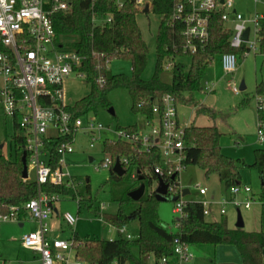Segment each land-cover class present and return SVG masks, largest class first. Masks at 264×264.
I'll return each instance as SVG.
<instances>
[{"label": "trees", "instance_id": "obj_1", "mask_svg": "<svg viewBox=\"0 0 264 264\" xmlns=\"http://www.w3.org/2000/svg\"><path fill=\"white\" fill-rule=\"evenodd\" d=\"M116 0H98L91 3L82 0H71L72 7L54 18L56 46L61 51L75 52L83 55L85 61L81 72L90 86V92L68 111L74 118L97 115L100 109L109 111L112 105L108 95L113 90L127 91L132 101V112L147 119H153L152 107L165 96L170 95L178 100L185 93H197L203 90V80L214 59L223 54H242L245 48L236 50L231 47L230 39L233 32L225 29L221 14L217 13L209 25V41L197 53L190 55L182 52L184 39L181 23L172 22L173 0H153L152 13L159 16L161 21L156 37L157 62L150 80L142 78L147 68L149 48L142 37L137 23L138 11L134 4L127 1L124 8L115 7ZM100 18L113 15V23L96 25L92 23L93 15ZM258 35L260 53L264 54V19L259 21ZM167 58L178 61L172 71L171 84H165L160 79L163 64ZM114 59H126L131 63L132 74L113 75L108 64ZM188 59L189 64L180 61ZM103 77L104 84H97L96 80ZM258 95L264 94V82L257 89ZM244 105V103H242ZM141 105V108H139ZM197 112L208 114L212 119L216 114L208 109L199 108ZM264 118V115H262ZM259 117V114H258ZM140 126L118 128L117 130L130 133L137 132ZM16 133V128H15ZM221 133L213 125L210 127L190 126L186 131L187 145L185 167L198 166L207 176L216 174L226 192L241 186V169L246 167L256 170L264 188V149L255 151V161L252 165L242 164L222 153ZM65 139L54 140L49 145L52 153L50 165L55 168L59 161L56 148ZM14 156L6 157L0 152V216H7L11 209H17L20 220L27 217L25 205L36 198L39 191L49 196L71 194V189L65 186L46 184L41 187L31 180L22 178V141L13 137ZM104 152L115 160L126 157L129 166H123L124 173L130 166L137 168L136 178L145 186V194L134 202L129 195L118 201V211L115 216H108L107 220L116 227H127L133 221L138 222V229L132 239L120 236L114 240L90 241L82 243L76 251L79 261L84 264H161L163 259L174 256V240H180L189 247L197 245H229L235 246L241 257V264H264V195H260L262 202L260 214V230L247 232L244 229H231L225 216L219 222H209L203 215V205L188 202L185 206L186 218L175 221L178 232H170L160 219L158 207L160 201L155 193L146 192L143 172L153 171L160 163L159 154L141 155L124 142L110 143L105 141ZM111 171L110 180H120ZM154 179L156 176H154ZM140 185V186H141ZM254 196V195H253ZM170 197H168L169 199ZM167 199V200H168ZM85 202L81 201L79 210ZM88 208L102 218L101 206L87 202ZM85 206V205H84Z\"/></svg>", "mask_w": 264, "mask_h": 264}, {"label": "built area", "instance_id": "obj_2", "mask_svg": "<svg viewBox=\"0 0 264 264\" xmlns=\"http://www.w3.org/2000/svg\"><path fill=\"white\" fill-rule=\"evenodd\" d=\"M82 1L94 4L98 0ZM127 1L134 4L138 15H145L152 11L153 0H116L115 7L121 10ZM71 7V0H0V79L2 82L0 106L4 116L12 121L14 130L12 141L14 135L22 141L28 171L27 180H30V171L34 172L35 182L39 187L51 184L73 189L69 174L64 172L63 168H66L65 157L75 152L74 143L77 135L87 134L89 145L93 148L99 142L100 134L105 130L110 131L98 121L96 116L74 118L68 111L69 106L64 102V86L71 76L86 79L81 72L85 57L79 53L61 51L55 42L54 18L68 12ZM146 8L148 13H145ZM233 8L234 5L230 0H223V3L220 0H173L171 15L172 22L181 23L183 26L182 52L185 55L197 53L208 43L209 25L214 15L222 12L221 20L224 25L233 15L235 26L230 39L231 47L236 50L245 48V50L242 54L230 53L219 56L225 76L233 75L242 59L247 58L251 53L260 52L259 21L264 19V15H256L252 19L255 26V40L251 43L252 33L249 29L248 39L245 41L243 35L248 29L246 22L243 21L241 14L233 11ZM92 23L94 26L111 24L113 15L100 18L94 14ZM176 63V58H167L164 67L172 72ZM96 82L103 85V77H99ZM205 88L214 92V86L210 87L208 83L205 84ZM232 91L237 94L240 89L233 87ZM256 103L259 114L258 138L262 141L264 138L262 116L264 115V94L257 96ZM152 113L153 119L143 117L144 124L137 132L116 130L114 131L116 138L105 141L127 143L141 155L157 152L160 163L153 168L152 176H156L158 186L159 180L168 186L167 199L171 196L178 197L174 211L180 214L181 218H186L184 209L187 203L183 201L184 191L180 184V175L185 169L186 131L191 125L180 121L177 100L170 95L155 103ZM59 139L66 141L61 142L56 148L59 161L53 168L50 165L52 153L49 145ZM116 161L111 155L105 153V159L96 166V171L111 170ZM118 161L122 168L130 165L126 157ZM156 190H151L150 193H155ZM198 192L201 196L207 194V190L202 188H198ZM241 192L240 187L234 188L229 191L228 197L219 200L211 198L209 202L202 203L204 217L211 215V208L214 205L219 206V214L223 217L227 215L229 206H233L237 211L241 208L249 210L251 203L248 197L242 204L237 200ZM243 192L249 194L250 190L246 186ZM58 196H49L39 191L38 196L25 205L27 217L36 225V229L21 238V245L26 250L38 253L41 264H84L76 256L80 241H76L75 238L66 241L52 236L51 219L54 205L59 201ZM81 201V198H77L78 204ZM17 211V209H11L9 215L0 216V223L20 221ZM63 220L70 227L77 221L70 214L64 215ZM117 230L121 236L132 239L127 227H117ZM189 248L179 237L175 238L173 264H187L191 261L193 256ZM0 264H6L1 257ZM161 264H170V259H163Z\"/></svg>", "mask_w": 264, "mask_h": 264}, {"label": "rangeland", "instance_id": "obj_3", "mask_svg": "<svg viewBox=\"0 0 264 264\" xmlns=\"http://www.w3.org/2000/svg\"><path fill=\"white\" fill-rule=\"evenodd\" d=\"M234 7L241 14L246 28L251 30V43L254 42L255 26L252 19L256 15H264V0H230ZM160 17L152 12L137 15V23L142 32V37L149 48L147 68L143 73L144 80H150L154 74L157 62L156 37L160 25ZM231 25H227L230 27ZM234 29L233 27L231 28ZM178 61V60H177ZM180 61L189 64L188 59ZM108 68L113 75L132 74L131 63L126 59H114L108 64ZM160 79L165 84H171L172 72L167 71L163 64ZM244 82L246 90L235 94L233 87L240 89ZM264 82V54L260 52L251 53L247 58L242 59L237 71L230 76H225L220 57H216L208 69L203 80V90L197 93H185L177 100V108L183 121H187L191 126L210 127L214 124L223 134L221 137V148L225 156L242 164L252 165L255 161V151L264 149V138H258V110L256 98L258 87ZM214 86V92L205 88V84ZM2 82L0 79V88ZM90 86L85 79L72 75L64 86V102L68 106H74L78 101L87 96ZM108 101L112 105L113 114L100 109L96 116L98 121L106 129L100 134V140L93 148L89 145V136L79 133L74 143V154L65 157L66 168L64 172L69 174V179L73 184L71 194H61L59 201L54 205L52 221L54 223V236L62 240L87 243L90 241H102L117 239L119 234L117 227H113L107 220L108 216H115L118 211V201L137 190L141 183L136 178L137 168L130 166L128 171L120 177V180H110V170L96 171V166L105 159L103 142L114 140V131L118 128L130 126H143L144 118L140 114L132 112V101L123 89L113 90L108 95ZM244 103V105L242 104ZM208 109L213 111L217 118L212 121L205 113L197 112L195 109ZM147 132V130H145ZM14 134L11 119L4 116L0 106V152L6 157L14 156L12 136ZM239 144H235V143ZM2 147V148H1ZM90 159L95 162L90 163ZM146 183V192L156 190L158 183L148 170L143 172ZM241 193L237 200L244 203L246 197L249 198L251 208L240 209L244 221V230L247 232H257L260 230V195L264 192L262 181L256 170L242 167L241 169ZM29 179L35 181V173L30 171ZM66 179V180H69ZM182 190H188L189 195L183 197V201L207 203L214 196L216 200L226 192L224 186L219 181L216 174L207 176L198 166L189 165L185 167L180 175ZM248 187L249 194L244 193V187ZM198 188L206 189L207 195L201 196ZM254 195V196H253ZM77 198L85 202L79 210ZM178 197L171 196L167 201L160 202L158 213L166 228L177 233L178 228L175 221L181 219L180 214L175 213L176 201ZM95 206L100 205L102 218L93 209L88 208V203ZM85 205V206H84ZM57 212H56V210ZM219 206H212V213L206 217L207 221H219L223 218L219 214ZM226 219L231 227L237 222V209L233 206L227 208ZM70 214L77 219L74 226H68L63 220L64 215ZM20 221H8L0 223V256L6 264H40L32 259V253L22 248L20 239L24 234H28L35 229L28 217ZM128 231L135 235L138 229V222L133 221L127 226ZM193 258L187 264H241L242 257L235 246L229 245H197L189 248ZM175 258H171L173 264ZM153 263V262H152ZM151 263V264H152Z\"/></svg>", "mask_w": 264, "mask_h": 264}, {"label": "water", "instance_id": "obj_4", "mask_svg": "<svg viewBox=\"0 0 264 264\" xmlns=\"http://www.w3.org/2000/svg\"><path fill=\"white\" fill-rule=\"evenodd\" d=\"M145 13H148V8L145 9ZM248 35H249V29L246 30V32L243 35V39L246 41L248 39ZM246 90V86L244 84V82L241 83L240 85V92H244ZM109 113L113 114V109L109 110ZM2 148V147H1ZM94 160L90 159V163H93ZM22 165H23V171H22V178L24 180L28 179V171H27V165H26V156L25 154L22 157ZM113 172L118 176V177H122L125 173L124 170L120 164V162L117 160L115 163V166L113 168ZM168 192V186L166 184H164L161 180H159V186L157 188V190L155 191V196L156 199L160 202H164L167 201L166 195ZM145 194V186L141 185L137 190L131 192L129 194V197L134 201V202H138ZM189 195V191L185 190L184 191V196ZM236 228L237 229H243L244 228V222L241 216L240 211H238V216H237V223H236Z\"/></svg>", "mask_w": 264, "mask_h": 264}, {"label": "crops", "instance_id": "obj_5", "mask_svg": "<svg viewBox=\"0 0 264 264\" xmlns=\"http://www.w3.org/2000/svg\"><path fill=\"white\" fill-rule=\"evenodd\" d=\"M220 2L221 3H223V0H220ZM233 11H235V12H237L238 13V11L236 10V8L234 7L233 8ZM240 14V13H239ZM259 16H263V15H259ZM231 20L229 21V22H227L226 24H225V28L226 29H228V30H231L232 31V27L234 28V26H235V22H234V17H233V15L231 16V18H230ZM227 25H231L230 27H227ZM196 111L198 110V109H195ZM179 114V113H178ZM206 116H208V118H210L212 121H214L215 119H212L208 114H206ZM216 118H217V116H216ZM179 119H180V121L181 122H183V123H188V124H190L189 122H187V121H183V119L180 117V115H179ZM215 125V124H214ZM216 126V125H215ZM217 127V126H216ZM218 128V127H217ZM218 130H219V128H218ZM219 132L221 133V131L219 130ZM221 135H223L222 133H221ZM236 145L237 144H239V143H235ZM222 149V148H221ZM223 153V152H222ZM225 155V154H224ZM263 195H264V192L262 193ZM207 195V194H206ZM205 195V196H206ZM229 196V192H225V193H223V195L219 198V199H221V198H223V197H228ZM211 198H214V199H216L214 196H212ZM261 207H262V205H261ZM56 210V209H55ZM56 212H57V210H56ZM237 213H238V211H237ZM260 214H261V212H260ZM225 218H226V216H225ZM207 220V219H206ZM220 221V220H219ZM219 221H213V222H219ZM211 222V221H210ZM244 222V221H243ZM259 222H260V217H259ZM237 223V222H236ZM51 224H52V230H53V232H52V236L53 237H55L54 236V223H53V221H52V219H51ZM33 225H34V227H35V229H36V225L33 223ZM228 226L231 228V229H236V224H235V226H233V227H231L230 225H229V223H228ZM20 227H23V222H22V220H20ZM177 228H178V226H176ZM34 229V230H35ZM244 229V228H243ZM33 230V231H34ZM127 231H128V228H127ZM32 232V231H31ZM128 233L131 235V236H134V235H132L129 231H128ZM25 235V234H24ZM23 235V236H24ZM22 236V237H23ZM20 243H21V239H20ZM22 246V245H21ZM23 248V247H22ZM24 249V248H23ZM26 250V249H25ZM29 251V250H28ZM29 252H31L32 253V259H34L35 261H38L40 264H41V260H40V256H39V254L38 253H36V252H32V251H29ZM1 257V256H0ZM5 261V260H4ZM6 262V261H5Z\"/></svg>", "mask_w": 264, "mask_h": 264}]
</instances>
